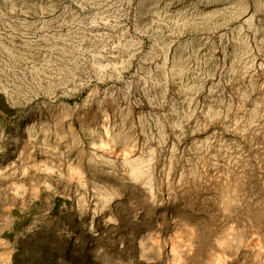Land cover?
Listing matches in <instances>:
<instances>
[{
	"label": "rangeland",
	"instance_id": "1",
	"mask_svg": "<svg viewBox=\"0 0 264 264\" xmlns=\"http://www.w3.org/2000/svg\"><path fill=\"white\" fill-rule=\"evenodd\" d=\"M0 264H264V0H0Z\"/></svg>",
	"mask_w": 264,
	"mask_h": 264
}]
</instances>
